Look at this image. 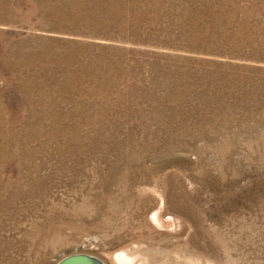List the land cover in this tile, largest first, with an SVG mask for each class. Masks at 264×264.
Returning a JSON list of instances; mask_svg holds the SVG:
<instances>
[{
    "label": "rangeland",
    "instance_id": "374dc122",
    "mask_svg": "<svg viewBox=\"0 0 264 264\" xmlns=\"http://www.w3.org/2000/svg\"><path fill=\"white\" fill-rule=\"evenodd\" d=\"M72 253L264 264V0H0V264Z\"/></svg>",
    "mask_w": 264,
    "mask_h": 264
},
{
    "label": "water",
    "instance_id": "95a60500",
    "mask_svg": "<svg viewBox=\"0 0 264 264\" xmlns=\"http://www.w3.org/2000/svg\"><path fill=\"white\" fill-rule=\"evenodd\" d=\"M57 264H105L100 258L87 253H72L61 258Z\"/></svg>",
    "mask_w": 264,
    "mask_h": 264
},
{
    "label": "bare ground",
    "instance_id": "6f19581e",
    "mask_svg": "<svg viewBox=\"0 0 264 264\" xmlns=\"http://www.w3.org/2000/svg\"><path fill=\"white\" fill-rule=\"evenodd\" d=\"M127 263L128 262H127L126 257H122L120 254L114 255V256L108 258V260H105V264H127Z\"/></svg>",
    "mask_w": 264,
    "mask_h": 264
}]
</instances>
